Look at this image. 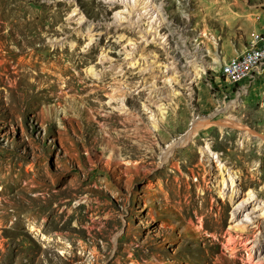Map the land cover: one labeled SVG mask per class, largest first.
<instances>
[{
    "label": "rangeland",
    "instance_id": "rangeland-1",
    "mask_svg": "<svg viewBox=\"0 0 264 264\" xmlns=\"http://www.w3.org/2000/svg\"><path fill=\"white\" fill-rule=\"evenodd\" d=\"M139 2L0 0V264H264L220 195L264 203V78L219 74L264 0Z\"/></svg>",
    "mask_w": 264,
    "mask_h": 264
},
{
    "label": "bare ground",
    "instance_id": "bare-ground-1",
    "mask_svg": "<svg viewBox=\"0 0 264 264\" xmlns=\"http://www.w3.org/2000/svg\"><path fill=\"white\" fill-rule=\"evenodd\" d=\"M139 1H140L139 2V10H140V12H143V11H145L146 8H148V1L149 0H139ZM136 2H137V0H132L133 4L136 3ZM133 4L129 3L130 6H133ZM152 18H153L152 20L154 22H156L158 19L161 20L158 17V15H156V14H153ZM146 35H149L150 37H152L153 38L152 40H158L161 43L165 41V38L162 35H160V33L157 31V28L156 27L153 28L152 25H150L149 30H147V32H146ZM257 35H254L251 38L248 46L241 53H253L261 45V38H256ZM61 43H63V42H61ZM145 44H148L147 41H145ZM102 55L104 57H108L107 53L104 52V51L102 52ZM230 62H237V56L231 58ZM135 63L138 64L139 69L141 71H143L145 69L141 65V61L140 60H137ZM90 72H91L92 75L98 76V73L94 71V68H91ZM253 76L255 77V76H257V74H253ZM241 81H243V80L232 81V82L240 83ZM169 82H170V80H169ZM143 87H144V84H140L138 86L137 90L141 91V89ZM239 105H240V99L236 98L235 101H234L233 109H236ZM120 109H122V107H120ZM228 122H229V120H228ZM210 123H211L210 119H207V120L204 121L203 124L204 125H209ZM230 123H232V122H230ZM194 135H195V131L191 130V132H189L180 141V143L184 144L185 142H188L190 139L193 140ZM124 142L127 144V140L124 141ZM135 146L132 145V147H135ZM209 152H211L212 157L215 158L216 161L218 162V158H219L218 155L213 153L211 150H209ZM219 164L222 165L220 162H219ZM220 165H219V167H220ZM222 183H223V188L220 190V195H221V197L224 200H226V199L230 200V202L233 205L232 211H231V221L235 225L234 228L237 229V230H240L242 232L243 231H247L250 227H255L258 230V228H259L258 225L259 224L257 223L256 218L252 217V215L254 214L253 211L257 210L255 212L260 213V215L264 219V203H261L258 199H255L254 193L251 190L248 191V197L247 198L241 199L240 192L235 187L236 186L235 180L230 174H229V180L228 179L227 180L223 179ZM226 186H227V188H229L228 190H226ZM228 186H230V187H228ZM260 232H262V231H260ZM260 237H261V235H259V237L257 238V240L255 242H252V241H249V240L247 242L248 246L250 245V250H248V257H247V261H248L249 264H260L262 262L259 259L260 255H261V251H260Z\"/></svg>",
    "mask_w": 264,
    "mask_h": 264
},
{
    "label": "built area",
    "instance_id": "built-area-1",
    "mask_svg": "<svg viewBox=\"0 0 264 264\" xmlns=\"http://www.w3.org/2000/svg\"><path fill=\"white\" fill-rule=\"evenodd\" d=\"M256 38H261V45L253 53L237 54V62L230 58L219 63V74L226 82L249 80L253 74H261L264 78V30L259 31ZM241 91L236 92V95Z\"/></svg>",
    "mask_w": 264,
    "mask_h": 264
},
{
    "label": "crops",
    "instance_id": "crops-1",
    "mask_svg": "<svg viewBox=\"0 0 264 264\" xmlns=\"http://www.w3.org/2000/svg\"><path fill=\"white\" fill-rule=\"evenodd\" d=\"M226 16H229V15H226ZM237 20H238V18H237L236 20H233L234 23H232V24H233V25H237ZM253 29H254V28L252 27L251 31H252ZM221 61H222V59H221Z\"/></svg>",
    "mask_w": 264,
    "mask_h": 264
}]
</instances>
